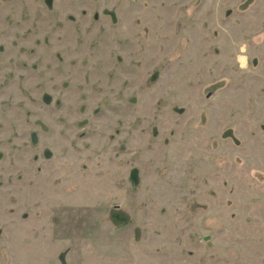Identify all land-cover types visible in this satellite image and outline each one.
Here are the masks:
<instances>
[{
	"label": "rangeland",
	"instance_id": "rangeland-1",
	"mask_svg": "<svg viewBox=\"0 0 264 264\" xmlns=\"http://www.w3.org/2000/svg\"><path fill=\"white\" fill-rule=\"evenodd\" d=\"M0 264H264V0H0Z\"/></svg>",
	"mask_w": 264,
	"mask_h": 264
},
{
	"label": "bare ground",
	"instance_id": "bare-ground-1",
	"mask_svg": "<svg viewBox=\"0 0 264 264\" xmlns=\"http://www.w3.org/2000/svg\"><path fill=\"white\" fill-rule=\"evenodd\" d=\"M244 60V59H243Z\"/></svg>",
	"mask_w": 264,
	"mask_h": 264
}]
</instances>
